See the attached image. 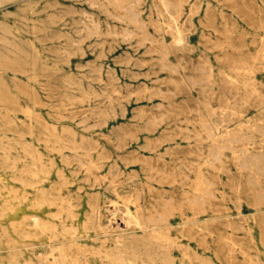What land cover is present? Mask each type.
Listing matches in <instances>:
<instances>
[{"label":"rangeland","instance_id":"obj_1","mask_svg":"<svg viewBox=\"0 0 264 264\" xmlns=\"http://www.w3.org/2000/svg\"><path fill=\"white\" fill-rule=\"evenodd\" d=\"M0 264H264V0H0Z\"/></svg>","mask_w":264,"mask_h":264},{"label":"bare ground","instance_id":"obj_2","mask_svg":"<svg viewBox=\"0 0 264 264\" xmlns=\"http://www.w3.org/2000/svg\"><path fill=\"white\" fill-rule=\"evenodd\" d=\"M162 4H163V2H162ZM87 174V173H86ZM197 182V181H196ZM199 185V184H198ZM195 187H196V185H195ZM198 188V187H197ZM196 189V188H195ZM197 190V189H196ZM199 191V190H198ZM196 195V194H195ZM128 202V201H127ZM114 203V202H113ZM135 205V204H134ZM127 211H128V209H127ZM138 212V211H137ZM139 213V212H138ZM133 219V218H132ZM157 220V219H156ZM135 221H136V223H138V224H140L141 226H144L143 224V221H142V218H141V216L139 215V216H136L135 217ZM154 221V220H153ZM148 223V222H147ZM132 224V223H131ZM156 224V223H155ZM139 226V225H138ZM152 229H154V228H152ZM151 230V229H150ZM154 231V230H153ZM152 231V232H153ZM145 233V232H144ZM150 237H153V239H158L159 240V236H157V234L156 233H152V236L150 235ZM152 239V238H151ZM149 241V240H148ZM161 241V240H160ZM169 241V240H168ZM155 244V243H154ZM166 245H167V243H166ZM121 246V245H120ZM119 246V247H120ZM127 255V254H126ZM104 259V258H103Z\"/></svg>","mask_w":264,"mask_h":264}]
</instances>
